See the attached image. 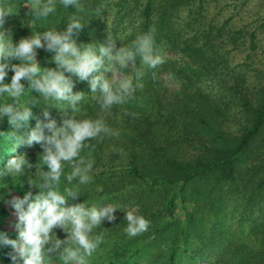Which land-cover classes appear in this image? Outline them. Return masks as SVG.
<instances>
[{
  "label": "trees",
  "instance_id": "obj_1",
  "mask_svg": "<svg viewBox=\"0 0 264 264\" xmlns=\"http://www.w3.org/2000/svg\"><path fill=\"white\" fill-rule=\"evenodd\" d=\"M6 2L13 14L0 31L16 44L35 32L64 31L75 16L84 26L74 36L78 45L108 46L112 37L119 49L151 35L154 48L164 55L165 62L156 68L142 65L137 55L135 69L144 72L140 80L131 64L119 69L118 78L132 75L133 84L143 87L107 112L94 98L99 90L93 93L89 81L65 70L73 92L84 93L77 118L102 117L115 133L86 141L94 145L81 152H91L94 160L90 183L79 185L76 179L69 184L67 163L61 176L62 195L66 187L79 185L80 195L68 204L120 208L115 221L94 229L106 239L88 264H264V0H79L82 10L56 0L46 18L35 15L31 0ZM36 52L42 72L60 70L46 42ZM107 65L105 57L96 74L110 79ZM13 75L9 71L5 82ZM22 83L19 103L29 106L33 117L21 128L11 126L6 116L0 119V171L27 150L40 163L44 151L40 144L8 141L4 132H16L26 141L38 120L48 122L46 108L58 127L74 115L66 102L45 100L30 81ZM5 103L15 101L0 94V105ZM43 171L48 168L41 164ZM7 179L0 177V186ZM99 186L103 191H97ZM29 190L39 192L16 189L15 196ZM15 196L0 194V231L11 239L18 237L10 224L18 216L8 203ZM132 209L150 221L148 231L135 237L124 231L125 211ZM66 238L62 230L59 239ZM12 251L0 247V264H13ZM52 255L48 264H63L58 254Z\"/></svg>",
  "mask_w": 264,
  "mask_h": 264
},
{
  "label": "clouds",
  "instance_id": "obj_2",
  "mask_svg": "<svg viewBox=\"0 0 264 264\" xmlns=\"http://www.w3.org/2000/svg\"><path fill=\"white\" fill-rule=\"evenodd\" d=\"M64 7L76 6L82 10L79 0H60ZM31 8L38 17L46 18L55 11L56 0H31ZM13 14V7L6 0H0V29L3 28L6 17ZM78 18H69L64 31L52 29L44 33L35 32L28 38H22L18 44L0 31V94H7L15 103L0 105V119L8 117V123L14 128L23 127L32 117L29 106L19 103V97L24 94L25 86L22 80H28L31 88L40 93L45 100L66 102L74 112L70 119L63 121L58 127L57 122L51 119V114L44 111L47 123L38 120L36 127L31 130L27 140L16 132H4L6 139L17 145L26 142L28 145L40 144L44 149L37 165V172L41 164L47 166L48 171L40 173L41 182L37 185L30 177L28 183L39 188L38 194L27 191L23 197L15 196L8 203L15 209L18 222V238H9L6 232L0 231V247L11 246L8 253L13 264H48L53 253L59 255L63 264H88L98 247L105 241L106 234H93L94 229L100 227L105 220L115 221V212L118 206L107 204L106 207H89L87 203L65 206L67 201L75 200L80 195L79 185L92 181L94 160L89 152L82 156L85 148H94L86 141L102 139L104 135H114L113 129L107 126L105 120L78 119L76 113L78 104L84 98V93L73 92V80L65 75V70L78 77L81 81H89L91 90L100 92L98 100L102 111H109L112 106L123 104L134 97L137 88L142 84H133V76L118 78L119 69L128 68L131 64L135 70V79L140 80L144 72L135 69L137 55L141 64L150 68L165 62L164 55L154 48L151 35L138 37L128 47L116 48V40L110 37L108 46L95 44L78 45L74 36L83 29ZM127 33L119 35L123 41ZM55 55L52 58L59 69L44 68L43 72L36 60V49L45 47ZM107 57L108 65L105 71L111 72L112 77L106 78L100 69ZM21 63L14 64L12 60ZM14 72L10 83L5 82L8 72ZM32 103H39L34 99ZM48 129L50 134L45 133ZM14 150V149H13ZM122 151V150H121ZM71 165V172L66 179L69 184L78 179L76 187H66L61 194L59 186L65 164ZM26 156L12 158L5 170L0 171V177L16 178L25 175L26 169L32 168ZM97 191H103L102 186ZM127 227L124 229L129 237H135L148 231L150 221L142 215H137L135 209L125 211ZM62 228L67 238L59 239L54 229Z\"/></svg>",
  "mask_w": 264,
  "mask_h": 264
},
{
  "label": "rangeland",
  "instance_id": "obj_3",
  "mask_svg": "<svg viewBox=\"0 0 264 264\" xmlns=\"http://www.w3.org/2000/svg\"><path fill=\"white\" fill-rule=\"evenodd\" d=\"M258 0H256V3H257ZM253 3V1L251 2V4ZM249 3V5H251ZM247 18V15H244L242 16V19H246ZM252 19L251 18H248L247 22L248 21H251ZM241 21V20H240ZM264 39V37H263ZM264 46V40H262L261 42ZM264 60V58H263ZM118 76V74H116ZM33 151L31 150H27L23 156H26L27 159L29 160V162L33 165L32 168L30 169H26V172H25V175L23 176H17L16 178H11V177H8L7 181L5 184H3V186H0V194H1V197L2 198H7L8 196H15L16 195V189H29V188H34L32 187V185H30L28 183L29 181V178L31 177L33 179V182L35 184H37V181L38 180H41V179H35L34 177H42L39 173V171L37 172V165H39L40 163L38 162V158L36 155H33L32 154ZM65 206H72L71 204H67ZM176 213L180 215V207H176ZM18 222V219L16 217H13L10 221V224L17 230V228L15 227L16 223ZM62 228H56L54 229V233L55 235L60 238L62 237ZM17 236H18V232H17ZM18 238V237H17Z\"/></svg>",
  "mask_w": 264,
  "mask_h": 264
}]
</instances>
